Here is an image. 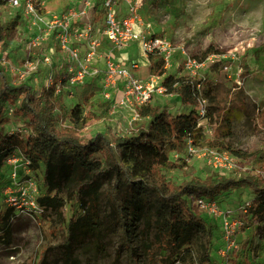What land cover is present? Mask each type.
<instances>
[{
  "label": "rangeland",
  "instance_id": "374dc122",
  "mask_svg": "<svg viewBox=\"0 0 264 264\" xmlns=\"http://www.w3.org/2000/svg\"><path fill=\"white\" fill-rule=\"evenodd\" d=\"M8 2L0 7V21L16 14L20 18L15 37L7 43H0V71L9 85L26 83L34 93H38L45 86L47 67L35 73L23 67L29 53L27 42L31 29L26 26L21 7H10ZM140 5L144 21L150 24V33L163 37L173 48L166 74H188L183 67L185 53L203 58L202 52L209 45L223 52L192 78L209 81L216 89L229 93L226 104L232 114L230 135L224 139L217 137L216 127L220 131L225 128L223 121L220 122L221 118L217 117L215 122V116L211 121L208 119L209 128L200 127L204 138L198 139L196 146L191 145L189 150L187 141L177 151L170 152L173 161L177 162L180 157L186 165L183 169L165 170L166 178L179 182L216 174L239 178L261 173L259 163L252 156L256 152L264 155V0H141ZM105 44L103 47L107 48ZM48 48L50 43L36 49L34 54L39 58ZM139 50V45L132 44L120 51L113 49L112 53L124 59L138 53L134 59L140 65L134 73L145 76L150 73L148 60ZM58 60L61 65L65 62L64 57ZM89 83L97 85L95 79H88L83 84L65 86L58 94L67 109L76 103H83L85 110L93 113L91 121L79 132L84 142L96 132L111 139L118 135L128 136L138 126L146 125L151 115L141 116L139 106L113 108L110 102L102 99L98 86L95 89ZM148 104L153 106V113L164 109L170 115L191 109L182 104L176 94L153 96ZM55 115L59 125L66 121L58 111ZM1 118L5 120L1 129L6 134L23 126L12 104L4 105ZM14 170L17 172L15 179L11 177ZM1 171L0 211L3 213L6 208H11L14 215L8 233L0 231V264H113L120 242L118 232L107 237L108 257L97 263H88L79 248L66 241V223L72 214L77 213L78 204L72 199L66 201L61 217L46 210L30 217L33 209L29 201L46 191L41 171H26L18 160L6 161ZM9 183L13 185L7 186ZM33 183L37 192L32 190ZM13 195L18 198L16 204L21 202L14 208L8 203V198ZM220 195L226 198L215 201L217 207L214 212L207 210L204 213L206 226L211 230V264H264V219L245 216L240 207L249 200L252 192L242 188ZM227 211L237 225L231 237L234 246L228 254L221 255L223 233L220 222L222 213ZM201 244L203 238L199 237L191 244L183 261L176 264H197ZM125 258L124 253L119 264H125Z\"/></svg>",
  "mask_w": 264,
  "mask_h": 264
},
{
  "label": "trees",
  "instance_id": "16d2710c",
  "mask_svg": "<svg viewBox=\"0 0 264 264\" xmlns=\"http://www.w3.org/2000/svg\"><path fill=\"white\" fill-rule=\"evenodd\" d=\"M6 1L0 0V7ZM19 18L16 14L0 21V43L15 37ZM221 53L209 45L202 57ZM147 60L149 72L162 77L165 94L178 95L180 102L191 109L170 115L164 109L153 113V106L142 105L140 115H151L146 125L138 126L128 136L111 139L96 132L86 142L79 132L93 113L87 112L83 103L67 109L52 87L34 93L26 83L9 85L0 71V114L6 103L12 104L23 122L19 128L24 130L6 134L1 129L5 120L0 119V172L7 159L19 156L30 162L31 171L42 173L46 191L36 198L42 210L61 217L66 201L72 199L78 204L77 213L66 223V241L78 247L88 263L108 257L107 237L118 232L120 242L113 264H119L124 253L125 264L180 263L199 237L203 244L197 264H211V230L199 201H219L226 198L220 195L224 192L247 188L253 195L247 200L244 215L264 219V155L256 152L252 156L261 173L244 177L216 174L179 182L166 178L165 170L183 169L186 165L180 157L173 161L170 152L187 141L196 146L198 139L204 138L197 126L198 98L207 100L210 121L213 116L215 122L217 117L223 121L225 128L220 131L217 126L215 135L229 137V93L188 74H166L164 60L157 54L149 55ZM93 84L92 88L97 89ZM55 111L65 116L61 125ZM13 215L11 208L0 211V231L8 233Z\"/></svg>",
  "mask_w": 264,
  "mask_h": 264
},
{
  "label": "built area",
  "instance_id": "2783aa9c",
  "mask_svg": "<svg viewBox=\"0 0 264 264\" xmlns=\"http://www.w3.org/2000/svg\"><path fill=\"white\" fill-rule=\"evenodd\" d=\"M140 4L141 0H9L10 7H21L26 26L31 29L27 42L29 53L23 67L34 73L47 67L44 89L52 87L55 94H59L65 86L95 79L102 99L110 102L113 108L148 104L153 96L165 94L161 77L151 73L136 75L134 71L140 64L134 57L117 58L119 56L112 53L113 49L120 51L136 44L140 46L141 54L146 57L157 54L164 60V67L168 66L173 48L163 37L150 33V24L144 21ZM49 43L50 48L45 49L38 58L34 51ZM103 43H106L107 48L103 47ZM180 50L184 52L183 48ZM221 55L210 54L198 59L185 53L183 67L192 78ZM59 57L65 58L63 65ZM206 103L205 98H198L196 110L199 129L203 126L209 128ZM17 130L24 131L20 128ZM199 132L202 133V130ZM188 143V149L191 150ZM17 160L26 171H31L28 160L15 155L7 159L9 162ZM16 175L17 172L12 171L13 179ZM32 186V190L37 192L34 183ZM37 196L29 201L33 209L30 217L42 211L36 202ZM16 200V195L8 198L9 205L13 208L14 205L19 206L21 202L16 204ZM215 201L202 199L199 201L200 208L204 213L207 210L214 212L217 207ZM246 205L247 201L240 205L244 213ZM222 214L220 226L223 247L220 253L226 255L234 246L231 237L237 222L232 220L228 211Z\"/></svg>",
  "mask_w": 264,
  "mask_h": 264
},
{
  "label": "crops",
  "instance_id": "0c3cea01",
  "mask_svg": "<svg viewBox=\"0 0 264 264\" xmlns=\"http://www.w3.org/2000/svg\"><path fill=\"white\" fill-rule=\"evenodd\" d=\"M138 54V53H137ZM137 54H135V55H137ZM120 55V54H119ZM135 55L133 56V57H135ZM122 56V55H121ZM123 57V56H122ZM139 68H137L136 70H138ZM2 171L0 172V180H1V178H2Z\"/></svg>",
  "mask_w": 264,
  "mask_h": 264
},
{
  "label": "bare ground",
  "instance_id": "6f19581e",
  "mask_svg": "<svg viewBox=\"0 0 264 264\" xmlns=\"http://www.w3.org/2000/svg\"><path fill=\"white\" fill-rule=\"evenodd\" d=\"M88 140V139H87Z\"/></svg>",
  "mask_w": 264,
  "mask_h": 264
}]
</instances>
